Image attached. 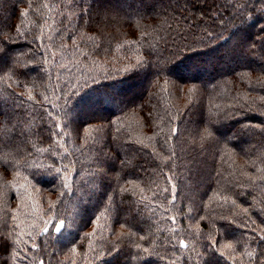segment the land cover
<instances>
[{"label": "trees", "instance_id": "obj_1", "mask_svg": "<svg viewBox=\"0 0 264 264\" xmlns=\"http://www.w3.org/2000/svg\"><path fill=\"white\" fill-rule=\"evenodd\" d=\"M142 1L0 0V264H264V0Z\"/></svg>", "mask_w": 264, "mask_h": 264}, {"label": "rangeland", "instance_id": "obj_2", "mask_svg": "<svg viewBox=\"0 0 264 264\" xmlns=\"http://www.w3.org/2000/svg\"><path fill=\"white\" fill-rule=\"evenodd\" d=\"M149 1L148 0H143L142 2H141V4H145V5H147V3H148ZM145 5H143V7L145 6ZM157 12L155 11L153 14V16H152V18H149V19H151V20H158V21H165L164 20V18H160V17H162L161 15H158V14H156ZM229 47V43H227V44H225L224 46H223V48L224 49H226V48H228ZM207 56H209V54L207 55ZM209 59H210V56L208 57ZM200 62H198V61H195V62H193V64L192 65H198ZM229 64V62L228 61H225V63L222 65V66H226V65H228ZM207 65V64H206ZM189 70H192V67H190V65L188 64L187 65V70H185V75H188V71ZM141 89V84L140 83H137V84H135V85H133V86H131L128 90H130L131 92H138L139 90ZM176 92H177V90H176V88L174 89ZM213 92V89H209L206 93H212ZM112 93H113V96H114V98H117L118 96H119V93H117L116 91L115 92H113L112 91ZM115 94V95H114ZM213 94V93H212ZM109 98H111L110 96H109V94H101V95H98V99L99 100H97V98L95 97L94 98V96L93 95H90V97L89 96H87V98H86V100H85V102H84V105L86 104V108L87 107H92V106H95V104L98 106L99 104L100 105H103V106H106V103H108L109 104V102H110V100L111 99H109ZM102 100V101H101ZM99 102V103H98ZM83 114H85V112L83 113ZM194 133L195 134H197V131H194ZM191 134H192V132H191ZM60 225H61V223L58 225L59 227H60Z\"/></svg>", "mask_w": 264, "mask_h": 264}, {"label": "snow or ice", "instance_id": "obj_3", "mask_svg": "<svg viewBox=\"0 0 264 264\" xmlns=\"http://www.w3.org/2000/svg\"><path fill=\"white\" fill-rule=\"evenodd\" d=\"M60 230H61V228H60L59 226H57V227H56V231L59 232Z\"/></svg>", "mask_w": 264, "mask_h": 264}]
</instances>
